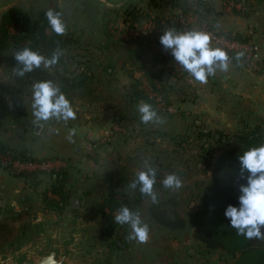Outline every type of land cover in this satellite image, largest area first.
Returning a JSON list of instances; mask_svg holds the SVG:
<instances>
[{
  "label": "rangeland",
  "instance_id": "1",
  "mask_svg": "<svg viewBox=\"0 0 264 264\" xmlns=\"http://www.w3.org/2000/svg\"><path fill=\"white\" fill-rule=\"evenodd\" d=\"M52 3L56 5V0H48L38 7V9L44 5ZM148 3V0H140L134 4V6L135 9L139 8L141 12H150L154 15L159 14L160 16H163V19L165 16H168V18L164 19V22H176L175 19L177 15L173 9H169L165 4H161L158 10L155 8L151 9V6H149ZM230 5L235 8L236 11L241 13L246 10L243 1L240 0H232ZM105 13H107V16H114L122 12L110 10ZM64 15L66 20L67 15ZM115 17H117V15ZM115 17H112V19L106 23L115 25ZM181 23L185 22L180 21L179 24ZM146 25H148L147 22ZM201 26L206 25L203 24ZM110 29L114 30L113 32L111 31L113 34H109L105 29L104 32L109 38V41L112 40L110 42L111 44L109 48L103 49L97 44L88 41L85 32V24L82 20L68 25L69 38H71L72 41L71 44L65 46L64 65L59 68L60 72H65L64 77L68 79V82L61 81V78L55 70L47 69L53 73V82L58 84L62 92L70 100L73 109L76 111V119L74 120L70 119L69 121L64 122L53 119L46 123L42 122V127L36 125L34 123L35 118L32 114V86L35 82L26 85L24 84L26 81H21L20 83L17 82L13 77L15 76V67L7 66L5 63L6 60L4 62L0 74L7 78L12 84L20 88L21 91L16 94L13 99L14 105L17 108L19 115L31 126V129L22 131L15 130L14 128L9 127L7 123L0 120V148L5 149L0 151L6 153L5 156L12 155L13 157L14 153L17 154L19 151L25 150L33 157L28 160L56 162L52 167H58L59 165H57V163L61 164V166L58 170H53L52 172L44 170V172L26 174L23 172L12 173L9 168L1 167L0 165V185H3L4 187L5 185H9L13 188L17 185L21 189L12 199L13 204L10 205L9 203H5L3 205L0 203V251L5 250L14 242L24 240L28 237L29 227L31 225L30 213L32 211L42 212L44 219L48 223L54 224L59 221L66 206L60 210L51 209L44 206V202L47 198L54 199L50 193V187L53 186V180L51 179L53 178V174L67 171L68 178L74 183L72 188H75L78 192L84 194L83 207L86 212L84 221L88 229L84 244L85 262L109 264L113 258L114 250L117 249L113 246V242L115 241L116 243L125 246L122 251L125 253V260L130 264H149L152 259H157L158 257L161 261L165 260V263L167 264H228L231 261L230 257L222 255L218 251L209 252L205 250L202 244L196 243L195 241H192V239L187 242V238L190 237V233L192 232L189 227L180 231L179 234L181 235L176 234L175 236L173 235V237V232L168 233L163 231L167 229L153 222L146 212V206L139 208L138 211L141 213L142 219L150 228L148 242L139 243L136 241H130L128 239V234L131 231L129 226L128 230L122 234L117 233L110 236H104L101 234L103 218L92 208L93 204L99 202V200H101L102 197H105L109 192L123 191L134 197L136 190H131L129 188V183L136 177L135 172L137 168L134 166L132 171H129L131 174L122 180L121 186L112 185L111 187H107L103 191L104 194L91 192V188L95 185L93 182L97 179L94 178L87 180L88 174H92L93 177L103 176L105 171L114 170L115 172L112 171L111 174L115 175V173H118V171L121 170L122 166L134 164L135 161L141 164L144 163L145 160H148L151 165L158 164L157 168H163L167 175L175 172L181 177L183 187L178 191L168 190V192L176 196L177 200L172 201L170 205L166 206L174 213H177L181 217H185L186 213L189 210H192L198 202L199 194L203 191L210 179V168L206 167V162L199 160L200 163L197 156L200 152L208 149L212 151L215 157L219 153V147L222 148L221 143L215 142L217 135L209 139L207 145L203 146V139H199L198 132L201 134L208 131L216 132L215 130H209L210 128L207 126L202 127L200 130L191 128L188 131V134L184 132L181 134H175L179 139L182 137H188L187 142L181 145H175L171 140L172 137L162 139L158 134V131H156L158 124H155L154 128L151 123L144 124L140 121L131 122L126 119L125 122L129 124L139 123L142 128H139L135 134H126L123 136L112 133L109 138L103 137L106 130H108L111 125L119 119L117 116V118H115L109 125L107 124L108 126L104 128L99 135L94 136L90 131L85 133L82 139V145L78 148V151L80 149L81 154L67 155L62 152L61 148L65 146L66 136L68 137L66 134L67 129L65 128L68 127L67 125L78 122L81 125L85 123V120L98 118L99 115L101 116V119L106 120L108 118L109 121H111V116H105L106 113H112L115 115L123 114L118 113L120 109L118 112L116 110V113H114L113 110L108 111V109L110 106L115 105V101L113 100H121V93L123 92L120 89H122L123 82L129 80L127 77L129 72L133 71V73H136L141 69L148 70L149 68L150 59L147 56L140 58V56L137 57V55L128 57L125 48H120L118 44H115V39L118 40L119 38V36L116 35L118 32L117 29H115V27L114 29L113 27H110ZM140 29H143L142 25L140 26ZM140 29L138 28L136 31L139 32ZM121 32L122 31L120 30V33ZM248 32H251V38L253 39L252 31ZM122 44L126 45L131 50H137V44L133 43L130 39L126 42L123 41ZM156 61L158 66L161 60L160 58H157ZM260 61L262 62L261 59ZM263 67L262 62V69ZM262 69L253 72H260ZM182 74L181 79L189 88L184 95L189 96L193 88L192 86L195 84V80L186 71ZM187 74L192 80V84H188L186 81L187 78L189 79V77H185ZM169 75L172 77L170 73ZM140 76H142V74ZM81 77L84 79L83 82L77 84ZM69 81H72V84H77V86L73 87V85H69ZM147 82H149V84H159L161 87H164L162 92L165 95L166 93L169 94L173 98L172 104L175 105V112L173 114H165L161 112L159 115L164 117L178 114L182 96L178 97V94L169 92L168 89L165 88L166 86L159 83L158 80L147 78ZM182 88L180 89L181 91L184 90ZM117 108H119V105ZM200 119H202L201 116ZM226 121L227 118L224 117L222 122ZM257 124H262V126H264V119L261 121L253 120L250 124L244 123L247 128H254ZM36 126L38 127L37 131L35 130ZM191 127L193 126L191 125ZM58 128H60V131L63 130L60 138H57L55 132ZM219 130H221L219 132L224 134H232L238 131L236 129L232 130L228 128ZM89 142H92L93 144L96 143V146L89 149ZM116 145H118V148L115 147ZM79 156L80 158H78ZM83 162H90L91 165L85 166ZM197 165L199 167H197ZM16 182H18V184H16ZM21 183L22 185L20 186ZM88 190L90 191L89 193H87ZM84 191H86V193ZM6 198L7 197L0 192V200ZM171 239H177L182 245L177 246V244ZM188 251L190 252L189 255ZM158 263L160 264V262Z\"/></svg>",
  "mask_w": 264,
  "mask_h": 264
},
{
  "label": "trees",
  "instance_id": "2",
  "mask_svg": "<svg viewBox=\"0 0 264 264\" xmlns=\"http://www.w3.org/2000/svg\"><path fill=\"white\" fill-rule=\"evenodd\" d=\"M179 0H148V5L152 8L159 9L161 4H165L170 8L177 7ZM238 1V0H236ZM52 8L58 10L55 4L44 5L37 9L36 17L31 20L27 14L19 7H14L6 11L0 20V49H12L14 53L25 46L40 52L46 57H50L52 52L57 48L65 49V46L71 44L72 39L69 38L68 26L67 32L64 35L55 34L50 25L48 24L45 12ZM149 11V9H148ZM63 14V19L65 20ZM123 23L128 30L133 33L136 31V26L142 20L150 25V33L160 30L163 27V16L155 14L151 16L147 12H141L140 9H135L131 5L122 12ZM168 25L174 27L177 31L180 29V24L176 22H166ZM233 39L243 40V35L235 34ZM112 40H110L111 42ZM117 44V43H115ZM104 49V48H103ZM231 59L236 62L237 54L228 53ZM14 56L6 59V65L9 67H18ZM64 65V55L60 58V62L54 68L61 81L68 82L64 77L65 72H60L59 68ZM159 73L157 79L161 77ZM17 82L26 81V84L38 82L42 80H52L54 75L43 66L35 69L34 71L25 74L24 77L17 75L13 76ZM79 77V76H78ZM83 78L77 84L83 82ZM69 85L77 86L69 81ZM159 83H163L159 80ZM142 81L140 79H133L126 87L122 98L123 101L129 106H133L141 101L148 102L157 109L158 114L162 111L156 103L148 97L146 92L141 87ZM153 85H156L155 83ZM168 91L173 90L171 85H165ZM164 87L158 89L162 92ZM175 94H184V90L174 89ZM170 103V100H167ZM116 121L127 119L126 117H118ZM216 132H198L199 139H203V146L207 145V141L217 135L215 142L221 143L222 148L219 147V153L214 157L211 150L205 149L200 152L198 161L207 163V168H210V179L206 184L203 191L199 194L198 202L192 210L186 213L185 217H181L174 213L166 205H170L172 201L177 200L176 196L172 195L168 190H164L162 180L167 176L165 171L161 168L157 169L156 184L154 189L158 196V202L153 203L149 197L141 195L139 189H136L135 196L132 197L126 192H109L99 202L93 204V209L103 218V225L101 234L110 236L117 233H123L120 230L119 224L114 223V217L118 213L121 206H127L133 211H137L142 202L149 199L148 212L150 218L159 226L167 230H184L189 227L192 230V237L200 244L205 250L212 252L218 251L222 255L231 258L228 264H264V239H247L242 235H238L236 230L230 226V221L225 217V209L229 204L238 206V197L240 193V185L245 184L246 180L240 178V161L239 156L244 151L264 144V126L257 124L254 128H244L243 130L236 131L232 134H224L215 130ZM202 132V131H201ZM188 134V133H186ZM175 136V135H173ZM172 137L175 145H181L187 142L188 137L178 138ZM169 137V138H170ZM0 150H5L0 148ZM14 157L23 160L32 159L33 157L25 150L14 153ZM199 161V162H200ZM201 163V162H200ZM155 167V166H153ZM142 171V170H141ZM140 172V171H139ZM138 172V173H139ZM56 174L51 186V194L57 198L45 199L46 206L51 209H62L65 207L71 197V189L74 185L73 181L68 178L67 171H61ZM136 178V177H135ZM134 178V179H135ZM132 179L131 181H133ZM73 183V184H72ZM130 184V183H129ZM67 185V186H66ZM166 198V200H165ZM113 246L119 248L118 244L114 241Z\"/></svg>",
  "mask_w": 264,
  "mask_h": 264
},
{
  "label": "crops",
  "instance_id": "3",
  "mask_svg": "<svg viewBox=\"0 0 264 264\" xmlns=\"http://www.w3.org/2000/svg\"><path fill=\"white\" fill-rule=\"evenodd\" d=\"M240 1H243L246 9L245 12L242 13L236 11V9L230 5L232 0H179L177 7L168 8L175 11V14L177 15L175 20L178 24L180 21H184L186 24L190 25L191 28L193 27L192 30H195V26L199 27V25L201 26L205 24L209 25L218 33L228 37H232L235 34L244 35L248 31H252L253 40L259 47V57L264 66V0ZM149 14L154 16V14L150 12ZM116 15L117 17H115ZM116 15L107 16V13H105L104 29L107 30L109 34H113L111 31H114L111 30L110 27H113V29L115 27V29H117L118 32L116 35L119 36V38L118 40L115 39V42L120 48H125L126 53H128V57L137 55V57L140 56V58L147 56L150 59L148 70L139 68L141 70L136 73H133V71L129 72L128 76L126 75L129 80L123 82L122 89L120 90L124 93L126 87L133 80V78L140 79L142 81V85L145 84L147 82V78H149L158 81L161 80L164 85H171L173 90H170L169 92H173L174 89L179 90L183 87L182 89H184L185 94L189 89L187 84L181 79L183 75L182 73H184L185 70L175 62L170 52L163 50L162 45L160 44V36L163 32L174 27L168 25L166 22H163V27L151 34L150 25H146V21L142 20L136 26V29H140L141 25L143 26V29H140L139 32L132 33L123 23L122 13H118ZM112 17H115V25L106 23L110 21ZM165 18H168V16H165L164 19ZM120 30L122 31L121 33ZM129 39L132 40L133 43L137 44L136 51L131 50L126 45L122 44L123 41L126 42ZM212 46L216 47L214 45ZM157 58H160L161 60L158 66L156 61ZM166 70L171 74L172 78L175 79L174 84H170L168 81L162 80L161 77L157 79L158 74ZM141 74L142 76H140ZM192 87L193 88L189 96L178 94V97L182 96L179 104V113L172 116H164V122L157 125L156 131H158V134L162 139H166L167 137L173 136L177 133H188L191 128L200 130L204 126L209 127V130L228 128L240 131L246 128L244 123L250 124L253 120L261 121L264 119V67L260 72H249L242 68L234 59H231L227 73L217 72L215 76H210L208 78V82L206 84H200L195 81V84ZM123 93H121V100H113L115 101L114 104L116 106L112 105L113 108L110 106L108 109V111L113 110L114 113H116V110L118 112L120 109L118 113H123L121 114L122 116L112 113H109V115L106 113L105 116H111V121H109L108 118L106 120L101 119V116L99 115V117L97 116L98 118L85 120V123L81 125L79 122L67 125L68 127L65 128L67 129L66 134L68 137L66 136L65 146L61 148L62 152L67 155L81 154L80 149L78 151V148L82 145L81 143L85 133L90 131L94 136L99 135L104 128L117 118V116L126 117L132 120L131 122H141L140 114L137 108L139 103L134 104L133 106L127 105L125 101H123ZM118 105L119 108H117ZM200 116L203 120L200 119ZM224 117L227 118L226 122H222ZM191 125L193 127H191ZM153 126L155 128V124H153ZM62 131L63 130L60 131V128L55 130L57 138L61 137ZM115 147L118 148V145ZM78 158H80V156ZM83 163L85 166L91 165L90 162ZM143 165L144 163L140 164L135 161L134 164L122 166L121 170H119L118 173H115V175L111 174L112 171L115 172L114 170L105 171L103 176L93 177L92 174H88L87 180L94 178L97 179L93 182L95 185L91 188V192L104 194L103 191L107 187H111L112 185L121 186L122 180L131 174L129 171L131 172L134 166L137 168L135 172L137 175L139 171L144 170ZM157 165L158 164H152L155 168H157ZM197 167L199 166L197 165ZM16 184H18V182H16ZM21 185L22 183L20 186ZM20 190L21 189L17 185L14 188L9 185H5V187L0 185V192L7 197L6 199H1L0 203L3 205L5 203H9L10 205L13 204L12 199L20 192ZM164 190L166 189L164 188ZM84 192L86 193V191ZM89 192L90 191L88 190L87 193ZM51 195L54 198H57L55 195ZM148 205L149 199L142 202L140 205L141 207L139 206V208L146 206V212L149 216ZM44 206H46L45 202ZM120 230L126 232V230H128V225H121ZM163 231L168 233L173 232V237V235L175 236L183 230ZM191 239L192 241L199 243L193 239L192 232L190 233V237L187 238V242ZM172 241L177 244V246L182 245V243H180L177 239ZM189 254L190 252L188 251V255ZM158 262H160V264H167L165 263V260H159V257L157 259H152L149 264H157Z\"/></svg>",
  "mask_w": 264,
  "mask_h": 264
},
{
  "label": "clouds",
  "instance_id": "4",
  "mask_svg": "<svg viewBox=\"0 0 264 264\" xmlns=\"http://www.w3.org/2000/svg\"><path fill=\"white\" fill-rule=\"evenodd\" d=\"M48 24L57 35L67 32V24L61 11L49 8L45 12ZM160 44L166 52H170L175 62L179 64L195 81L206 84L210 76L217 72L227 73L231 58L220 48L213 47L209 33L200 30L179 32L169 28L160 36ZM64 55V50L57 47L50 57L25 46L14 53V60L18 67L15 75L24 77L25 74L43 66L45 69L54 68ZM243 53H237L239 60ZM32 109L34 123L43 126L50 120L67 122L76 119V111L61 88L52 80L35 82L32 86ZM138 112L144 124H162L163 117L158 114L152 104L139 102ZM43 122V123H42ZM241 165L240 178L246 180L240 185L238 206L229 204L225 209V217L238 235L247 239H264V144L252 147L239 156ZM144 170L137 173L130 182L131 190L139 189L141 195L149 197L153 203L158 202L159 193L154 189L157 169L148 160L144 161ZM165 189L178 191L183 187L179 174L173 172L163 180ZM114 223L128 225L130 241L146 243L149 240V225L142 219L139 211H133L127 206H121L114 217Z\"/></svg>",
  "mask_w": 264,
  "mask_h": 264
},
{
  "label": "water",
  "instance_id": "5",
  "mask_svg": "<svg viewBox=\"0 0 264 264\" xmlns=\"http://www.w3.org/2000/svg\"><path fill=\"white\" fill-rule=\"evenodd\" d=\"M48 0H0V20L11 8L21 7L33 20L36 10ZM140 0H56L59 11L66 14V24L78 21L85 24V32L89 42L102 48H109L110 41L104 32V14L106 11H125ZM14 56L12 49H0V72L7 58ZM164 81L174 84L175 79L169 72L161 74ZM20 88L12 84L0 74V120L15 130H29L31 126L19 115L14 105V97ZM38 130V127H35ZM56 178V174H53ZM71 197L57 223H48L43 213H30L31 225L28 237L18 240L3 251H0V264H94L84 260L85 240L88 229L85 225L86 212L83 207V193L71 189ZM113 252L109 264H130L125 260L122 251L124 245Z\"/></svg>",
  "mask_w": 264,
  "mask_h": 264
},
{
  "label": "built area",
  "instance_id": "6",
  "mask_svg": "<svg viewBox=\"0 0 264 264\" xmlns=\"http://www.w3.org/2000/svg\"><path fill=\"white\" fill-rule=\"evenodd\" d=\"M179 32L192 30L193 27L188 26L185 23L180 24ZM195 30L204 31L210 34L211 36V43L212 45L216 47H220L224 49L227 53L231 54H237V53H243V56L237 61V63L247 71H255L262 69V62L260 61L259 55H258V46L251 38V32H248L244 34L243 40H236L232 37L225 36L223 34L218 33L210 26H200L195 27ZM186 78L189 77L188 74L185 76ZM186 81L188 84H192V80L187 78ZM161 86L159 84L153 85L149 84V82H146L142 85V89L146 92L148 97L152 99L156 105L162 110L165 114H173L175 112V105H173L172 96L169 94L166 95L163 92H159L158 89ZM170 100V103H167V100ZM139 128H142L139 123L129 124L125 122L124 120L116 121L114 122L111 127L106 130L103 137L109 138L112 133L114 134H120V135H129V134H135ZM89 149H92L91 147L96 146V143L89 142ZM6 153L0 151V165L1 167H7L9 168L10 172L12 173H19L23 172L26 174L29 173H39V172H52L53 170L56 171L61 166V164L57 163L59 165L58 167H52V165L56 164V162H45V161H31V160H23L20 158L12 157V155L5 156ZM9 154V153H8ZM60 162V161H59ZM52 167V168H50ZM33 175V174H32Z\"/></svg>",
  "mask_w": 264,
  "mask_h": 264
}]
</instances>
